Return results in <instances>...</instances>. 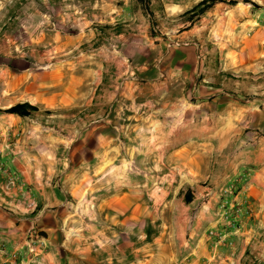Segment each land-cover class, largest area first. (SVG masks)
<instances>
[{
  "label": "crops",
  "instance_id": "0c3cea01",
  "mask_svg": "<svg viewBox=\"0 0 264 264\" xmlns=\"http://www.w3.org/2000/svg\"><path fill=\"white\" fill-rule=\"evenodd\" d=\"M0 59V96L17 86L37 112L84 118L67 126L80 127L67 150L49 129L16 152L6 129L28 122L0 116V264H264V73L244 101L234 80L218 83L222 57L179 59L163 78L103 61L93 92L91 67L41 57L17 83ZM192 71L201 86L188 89Z\"/></svg>",
  "mask_w": 264,
  "mask_h": 264
},
{
  "label": "rangeland",
  "instance_id": "374dc122",
  "mask_svg": "<svg viewBox=\"0 0 264 264\" xmlns=\"http://www.w3.org/2000/svg\"><path fill=\"white\" fill-rule=\"evenodd\" d=\"M147 1L154 19L138 0H0V57L11 58L5 66L12 69V81L17 83L24 66L28 78H35L41 57L77 70L91 67L92 92L101 78L97 67L103 61L107 69L117 67L121 59L132 67L145 63L163 78L179 59H186V67L191 58L222 57L218 83L234 80L236 93L244 101L253 97V79L264 73V0ZM228 61L235 62L234 70L227 68ZM82 75L83 71L77 77ZM186 77L188 89L201 86L198 73L188 72ZM259 81L264 87V78ZM10 89V94L0 96L1 104L6 99L11 105L0 110V116L28 122L6 129L10 149L17 152L15 142L22 137L33 135L36 140L50 129L60 139V150H67L73 130L80 129L67 126L84 119L79 109L53 113L55 117L37 111L19 115L12 111L23 104L19 88ZM195 101L190 96L189 102ZM14 175L9 181H17ZM126 221L125 234L134 228ZM157 225L141 223L139 231L151 235ZM128 245L125 237V249Z\"/></svg>",
  "mask_w": 264,
  "mask_h": 264
},
{
  "label": "trees",
  "instance_id": "16d2710c",
  "mask_svg": "<svg viewBox=\"0 0 264 264\" xmlns=\"http://www.w3.org/2000/svg\"><path fill=\"white\" fill-rule=\"evenodd\" d=\"M138 2L143 6L144 11L149 16V18L154 19L153 14L150 12V10L148 8L149 2L147 0H138ZM211 2H213V0H211ZM12 111L16 114L24 115V114H28V111H36V108H34L28 104H21V105H17L16 107H14L12 109Z\"/></svg>",
  "mask_w": 264,
  "mask_h": 264
},
{
  "label": "built area",
  "instance_id": "2783aa9c",
  "mask_svg": "<svg viewBox=\"0 0 264 264\" xmlns=\"http://www.w3.org/2000/svg\"><path fill=\"white\" fill-rule=\"evenodd\" d=\"M27 248H28L27 249L28 253L30 255H32V257H36L37 256V250L32 244L28 245ZM0 253L5 254V250H4L3 246H0ZM11 258H14V256L11 255Z\"/></svg>",
  "mask_w": 264,
  "mask_h": 264
},
{
  "label": "bare ground",
  "instance_id": "6f19581e",
  "mask_svg": "<svg viewBox=\"0 0 264 264\" xmlns=\"http://www.w3.org/2000/svg\"><path fill=\"white\" fill-rule=\"evenodd\" d=\"M125 184H126V183H125ZM125 184H124V185H125ZM129 186H130V184H129ZM133 186H134V185H133ZM130 196H131V195H130ZM134 223H135V222H134ZM106 236H107V235H106Z\"/></svg>",
  "mask_w": 264,
  "mask_h": 264
}]
</instances>
